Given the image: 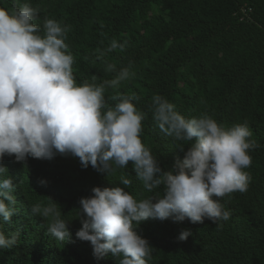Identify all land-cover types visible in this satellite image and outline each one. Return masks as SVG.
Listing matches in <instances>:
<instances>
[{
    "label": "trees",
    "instance_id": "trees-1",
    "mask_svg": "<svg viewBox=\"0 0 264 264\" xmlns=\"http://www.w3.org/2000/svg\"><path fill=\"white\" fill-rule=\"evenodd\" d=\"M24 3L39 9L33 24L40 35L45 19L70 26L66 43L77 84L93 83V76L97 84L111 80L115 74L106 72V65L119 70L131 64L136 75L118 92L140 98L133 102L147 114L140 138L164 171L182 162L179 149L190 145L156 127L150 111L155 95L185 118L207 114L225 127L246 122L252 133L249 139L257 146L249 150L252 163L244 170L250 175L248 190L221 199L231 218L221 222L222 228L208 220L142 222L135 227L153 247L148 264H264V0H0V8L11 13ZM112 40L125 44L123 51L101 56ZM115 94L105 93L111 105ZM2 165L16 185L12 195L18 212L10 223L0 222V231L20 235L13 248L0 250V264H118L111 253L97 260L90 242L76 238L82 228L80 199L95 187H124L122 175L132 182L125 190L138 201L163 196V187L143 189L132 162L110 175L84 169L70 154L25 162L6 155ZM53 202L69 223V241L48 235L47 221L31 213L32 205ZM184 230L192 236L180 241Z\"/></svg>",
    "mask_w": 264,
    "mask_h": 264
},
{
    "label": "clouds",
    "instance_id": "clouds-1",
    "mask_svg": "<svg viewBox=\"0 0 264 264\" xmlns=\"http://www.w3.org/2000/svg\"><path fill=\"white\" fill-rule=\"evenodd\" d=\"M38 14L29 3L11 13L0 8V222L10 223L18 212L12 195L16 185L2 165L6 155L25 162L28 157L51 161L57 154H70L84 169L91 166L108 175L132 162L144 190L163 187L162 197L157 193L138 201L125 190L132 182L122 175L119 183L124 187H95L91 196L80 199L82 228L76 238L90 242L97 260L111 253L118 264H148L153 247L135 226L150 218L192 224L208 220L222 228L232 213L221 199L247 192L250 182L244 170L252 163L249 150L257 145L249 139L247 123L225 127L207 114L185 118L166 98L155 95L150 111L156 127L190 145L179 149L183 161L164 171L140 138L147 115L133 103L140 98L118 92L122 82L136 75L131 64L119 70L106 65L105 71L115 74L111 80L97 84L93 76V83L77 84L75 60L66 43L70 26L45 19L40 35L33 24ZM124 47L112 40L101 56ZM108 89L116 93L111 97L114 105L106 101ZM30 210L47 221L48 235L60 242L71 239L56 202L37 203ZM19 235L0 231V250L13 248ZM190 236L192 232L184 230L178 239Z\"/></svg>",
    "mask_w": 264,
    "mask_h": 264
}]
</instances>
